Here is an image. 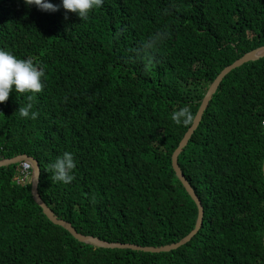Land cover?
Segmentation results:
<instances>
[{"label": "trees", "instance_id": "16d2710c", "mask_svg": "<svg viewBox=\"0 0 264 264\" xmlns=\"http://www.w3.org/2000/svg\"><path fill=\"white\" fill-rule=\"evenodd\" d=\"M263 45L264 0H102L85 19L0 0V48L44 69L40 92L13 86L0 102V159L36 157L42 198L80 233L178 242L198 206L172 155L219 73ZM28 104L35 119L19 116ZM181 107L187 124L171 119ZM64 152L69 183L50 170ZM263 162L264 56L224 77L179 155L205 209L189 242H81L43 213L32 179L16 183L17 163L0 167V264H264Z\"/></svg>", "mask_w": 264, "mask_h": 264}, {"label": "clouds", "instance_id": "9594fccd", "mask_svg": "<svg viewBox=\"0 0 264 264\" xmlns=\"http://www.w3.org/2000/svg\"><path fill=\"white\" fill-rule=\"evenodd\" d=\"M23 3L28 7L36 6L41 11L48 12H54L58 7H62L67 11L76 13L81 19H85L90 10L101 5L102 0H60L59 5L52 3L51 0H23ZM43 76V67L36 65L31 58H18L12 52L0 48V102L8 99L10 91L13 90V86L17 93L40 92L43 87ZM30 109L31 104H28L26 107L20 106L18 109L19 116L35 119L37 113L35 111L30 112ZM192 118L189 109L184 107H181L179 110H174L171 113V119L177 124H187ZM22 162L19 163L18 167ZM74 167L75 164L72 154L70 152H64L50 164L52 178L63 183L71 182L73 179L71 171ZM15 176L13 179L16 181ZM32 177L33 166L30 179Z\"/></svg>", "mask_w": 264, "mask_h": 264}, {"label": "water", "instance_id": "95a60500", "mask_svg": "<svg viewBox=\"0 0 264 264\" xmlns=\"http://www.w3.org/2000/svg\"><path fill=\"white\" fill-rule=\"evenodd\" d=\"M263 56H264V45L244 53L241 57L236 59L233 63L225 66V68L219 73V75L215 78L213 83L210 85L209 90H208L205 98L202 100V103L200 105V108L198 109V112H197V114L193 120L192 125L187 130V132L185 133L184 137L182 138L179 146L176 148V150L174 151V153L172 155V166L176 172L177 177L180 179V181L182 182V184L186 188V191L189 193V195L193 198V200L196 202V204L198 206V218H197L195 227L192 229V231L187 236H185L184 238H182L178 242L171 243V244H165V245H161V246H141V245L133 244V243L109 242L107 240H103L102 238H100L98 236L86 235V234L80 233L71 222H69L63 218H60L55 213V211L42 198V196L39 192V182H40L42 169H41V164L36 157L29 155L27 153H23V154H18V155L13 156V157H9V158H1L0 159V167L1 166H9L12 164L20 163V162L25 161V160H29L33 166V177H32L31 183H32V195H33L34 200L36 201V203L39 206L42 207L43 213L48 217V219L50 221H52L54 224H57V225L64 227L77 240H79L81 242L89 243V244L99 246V247H111V248H113V247H120V248L130 247L133 249H142V250L151 251V252L170 251L172 249H176V248L186 244L187 242H189L193 238V236H195L199 232L200 228L203 225V219H204V214H205V209H204V205H203L201 198L197 194V192H196L195 188L193 187L191 181L186 177L184 171L182 170V167L179 164V155L184 150L185 146L188 144L193 133L195 132V130L199 126L205 110L207 109L213 95L217 91V89H218L220 83L222 82V80L224 79V77L229 72H231L233 69L241 66L245 62L257 60ZM263 174H264V162H263Z\"/></svg>", "mask_w": 264, "mask_h": 264}, {"label": "built area", "instance_id": "2783aa9c", "mask_svg": "<svg viewBox=\"0 0 264 264\" xmlns=\"http://www.w3.org/2000/svg\"><path fill=\"white\" fill-rule=\"evenodd\" d=\"M32 174V164L30 161L26 160L21 163L17 168V174L15 179L18 184H24L25 181L30 180Z\"/></svg>", "mask_w": 264, "mask_h": 264}, {"label": "rangeland", "instance_id": "374dc122", "mask_svg": "<svg viewBox=\"0 0 264 264\" xmlns=\"http://www.w3.org/2000/svg\"><path fill=\"white\" fill-rule=\"evenodd\" d=\"M209 90V89H208ZM208 92V91H207ZM207 94V93H206ZM206 94H205V96H206ZM205 96L203 97V99L205 98Z\"/></svg>", "mask_w": 264, "mask_h": 264}, {"label": "bare ground", "instance_id": "6f19581e", "mask_svg": "<svg viewBox=\"0 0 264 264\" xmlns=\"http://www.w3.org/2000/svg\"><path fill=\"white\" fill-rule=\"evenodd\" d=\"M19 185V184H18ZM42 208V207H41ZM116 248V247H115Z\"/></svg>", "mask_w": 264, "mask_h": 264}]
</instances>
